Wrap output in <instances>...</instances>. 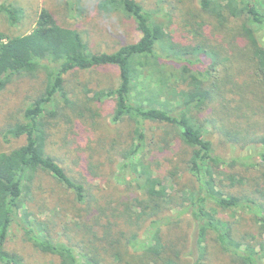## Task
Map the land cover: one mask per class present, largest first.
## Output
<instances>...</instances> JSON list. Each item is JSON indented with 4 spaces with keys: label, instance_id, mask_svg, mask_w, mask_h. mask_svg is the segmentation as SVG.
<instances>
[{
    "label": "trees",
    "instance_id": "16d2710c",
    "mask_svg": "<svg viewBox=\"0 0 264 264\" xmlns=\"http://www.w3.org/2000/svg\"><path fill=\"white\" fill-rule=\"evenodd\" d=\"M199 2L221 29L232 19L245 20L238 31L228 35H235L244 47L240 55L247 58L251 76L264 90V0ZM99 8L105 14L120 13L130 18L141 32V38L112 53H93L78 30L59 24L47 8L41 9L31 32L14 37L0 33V92L18 75L33 76L40 70L46 74L42 94L25 109L23 121L5 133L6 138L25 137V144L9 152L0 151V264H27L18 251H11L9 247L14 224L27 242L38 251L56 257L58 264H184L183 253L175 240L165 237L164 230L178 228L187 215H191L195 225L193 249L189 254L192 264H204L209 239L217 241L223 251L238 256L241 264H264V204L257 200L264 198V192L229 189L249 180L237 177L230 170L238 166L264 168V134L235 132L232 138L252 144L254 153L226 158L216 153L213 143L206 139L207 130L195 117L196 112L203 111L215 99L216 92H221V84L209 81L211 71L223 62H230L229 56L222 55L228 49L213 48L203 41L193 46L176 44L168 24L159 21V14L147 10L138 0H100ZM0 9L9 14L13 24L21 20L22 9L4 5ZM159 49L164 55L158 54ZM164 58H175L180 68L176 62L169 64ZM208 60L211 63L207 65ZM197 62L208 68H197ZM110 66L118 69L117 87L94 92L84 90L87 95L91 94L89 100L116 101L113 123L125 118L136 123L133 143L117 180L123 185L130 177L142 192L125 203L123 210L119 200L115 201L116 206L105 197L99 201L83 182L71 178L46 151V117L59 116L56 99L73 109L77 105L68 95L67 77L73 72ZM181 82L187 85L185 90L179 89ZM221 99L225 100L224 94ZM84 113L80 116L84 117ZM148 122L173 130L162 139L160 154L172 148L167 140L171 134L175 144L188 149L189 158L185 162L197 182L190 194L183 191L178 197L172 193L165 181L175 178L174 171L161 179L151 168L153 162H159L144 159ZM40 174L51 176L75 194L76 203L85 206L78 212L81 218L84 214L92 217L89 227L77 222L92 244L87 256L80 257L73 247L53 240L49 225L25 206L26 198L33 199V186ZM240 208L252 212L261 231L260 240L248 233L240 234L233 227L232 220ZM225 212H230L231 220L222 217Z\"/></svg>",
    "mask_w": 264,
    "mask_h": 264
},
{
    "label": "rangeland",
    "instance_id": "374dc122",
    "mask_svg": "<svg viewBox=\"0 0 264 264\" xmlns=\"http://www.w3.org/2000/svg\"><path fill=\"white\" fill-rule=\"evenodd\" d=\"M138 1L147 10L159 14V21L168 24V31L176 44L193 46L203 41L213 48L222 46L228 49L222 55L229 56L230 62H223L215 71H211L212 77L209 81L221 84V92H216L215 99L208 103L203 111L196 112L195 117L207 130L206 139L213 143L217 154L226 158L253 155L254 150L250 147L252 144L236 142L232 138L237 131L242 135L247 132L254 136L264 134V90L251 76L247 58L240 55L241 48L244 47L238 43L235 35H228L229 32L238 31L245 20L232 19L221 29L218 22L201 8L199 0ZM99 2L100 0H0V6L15 7L23 11L20 15L21 20L13 24L9 14L0 9V33L14 37L31 32L41 9L47 8L55 14L59 24L78 30L93 53H112L121 46L137 42L141 38V32L136 29L130 18L120 13L105 14L100 10ZM160 53L163 54L161 49L158 50V54ZM164 59L165 62L170 61L169 64L176 62V66L179 67L175 58ZM209 63L210 60L207 65ZM207 65L197 62L196 67L207 69ZM222 81L226 83L223 84ZM118 84V69L111 66L71 73L67 77L66 88L69 97L77 105L73 109L67 107L62 100L56 99L59 116L55 119L46 117L48 122L46 151L48 155L58 160L71 178L83 182L99 201L105 197L116 206L115 201L119 200L120 208L123 210L125 203L142 192L130 177H127V182L123 185L117 180L120 166L133 143L136 123L128 118L113 123L116 101L89 100L91 94L87 95L84 90L87 88L94 92L115 88ZM153 85L155 86L154 83ZM45 86L46 74L40 70L33 76L25 74L14 77L7 88L0 92V151L9 152L25 144V137L11 139L6 138L5 133L23 121L25 109L42 94ZM186 88L187 85L181 82L179 89ZM221 94H224L225 100L221 99ZM80 113L81 115L84 113L85 116L81 117ZM146 130L148 147L144 159L147 162L152 160L159 162V164L153 162L151 168L161 179L174 171L175 178L168 176L165 181L172 193L178 197L183 191L190 194L197 187V182L185 162L189 158L188 149L175 144L171 134L167 140L172 148L160 154L159 146L163 145L162 139L170 134L172 128L148 122ZM254 159L259 161L257 157ZM259 167L245 169L238 166L230 170L236 173L237 177L242 176L249 180H245L242 186L229 189L244 193L255 189L264 192V168ZM130 181L133 184L125 186ZM33 194L32 200L26 198L25 206L37 219L49 225L51 238L73 247L80 257L90 254L92 244L88 241L89 236L84 229H80L77 222L89 227L92 217L84 214L81 218L78 215L80 207L85 206L76 203L75 194L46 174H40L35 180ZM258 199L264 204L263 197ZM229 215L230 212H225L222 217L230 219ZM232 221L233 227L240 234L248 233L256 240H260L261 231L250 210L237 209L236 218ZM194 227V219L187 215L178 228L174 226L164 230L165 237L170 236V239L175 240L183 253L184 264H192L189 254L193 249ZM9 247L11 251H18L27 264L59 262L56 257L38 251L27 242L23 232L15 224L9 234ZM241 263L238 256L223 251L217 241L209 239L204 264Z\"/></svg>",
    "mask_w": 264,
    "mask_h": 264
}]
</instances>
